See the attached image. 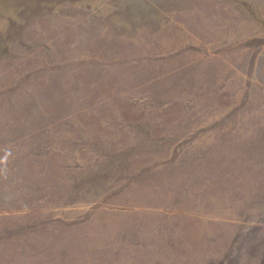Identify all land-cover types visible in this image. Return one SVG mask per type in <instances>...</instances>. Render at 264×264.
I'll return each mask as SVG.
<instances>
[{"label": "rangeland", "instance_id": "374dc122", "mask_svg": "<svg viewBox=\"0 0 264 264\" xmlns=\"http://www.w3.org/2000/svg\"><path fill=\"white\" fill-rule=\"evenodd\" d=\"M0 161V264H264V0H0Z\"/></svg>", "mask_w": 264, "mask_h": 264}, {"label": "clouds", "instance_id": "9594fccd", "mask_svg": "<svg viewBox=\"0 0 264 264\" xmlns=\"http://www.w3.org/2000/svg\"><path fill=\"white\" fill-rule=\"evenodd\" d=\"M6 159H7V157L5 156V157H4V160H6ZM0 162H2V161H0Z\"/></svg>", "mask_w": 264, "mask_h": 264}]
</instances>
